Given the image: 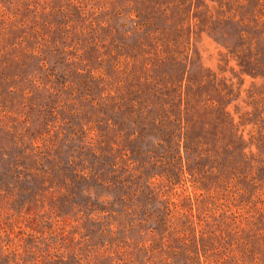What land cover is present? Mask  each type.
Instances as JSON below:
<instances>
[{"label": "rangeland", "instance_id": "rangeland-1", "mask_svg": "<svg viewBox=\"0 0 264 264\" xmlns=\"http://www.w3.org/2000/svg\"><path fill=\"white\" fill-rule=\"evenodd\" d=\"M182 95L191 137L227 158V109L251 144L248 163L264 158V0H0V172L17 152L32 190L24 204L0 190V234L30 264H168L145 259L136 241L152 233L126 218L103 214L114 233L88 236L79 215L59 216L54 203L66 191L59 167L88 150L96 125L117 122L121 136L111 130L108 142L133 147L138 102L150 116L176 114ZM259 178L231 171L199 190L190 174L177 184L156 177L153 201H166L176 224L222 234L216 264H264V248L252 247L264 244Z\"/></svg>", "mask_w": 264, "mask_h": 264}, {"label": "trees", "instance_id": "trees-1", "mask_svg": "<svg viewBox=\"0 0 264 264\" xmlns=\"http://www.w3.org/2000/svg\"><path fill=\"white\" fill-rule=\"evenodd\" d=\"M178 102L176 114L160 108L155 116H150L143 110L144 104L138 102L141 127L131 133L133 137L130 143H133V147L118 140L108 142L109 131L115 130L120 134L116 128L119 126L117 122L107 118L104 126L96 125L98 133L91 137L88 150L72 159L68 165L59 167L66 191L60 195L61 200L56 201L54 207L59 216L68 217L71 213L75 217L79 215L80 218L76 220L82 219L87 224L88 236L96 233L103 238L114 233L103 223V214L113 217L119 224L126 218L129 229L148 230L153 236L150 241L136 242L141 244L139 251L150 263L157 259L168 264H216L212 257L223 251L222 242L219 241L225 237L195 221L188 227L172 221L166 201L157 199L159 205L153 201L161 192H152L151 180L160 177L177 184L188 179L190 174L194 177L195 188L204 190L210 183L222 182L231 171H235L256 184L255 179L259 178L256 173L259 175L260 171L263 175H259V179L264 181V158L259 157L248 163L251 144L239 132L234 117L227 109H224L223 120L224 125L230 126L231 141H225V147L219 152H229L230 155L221 158L211 151V144L204 136L197 134L191 137L190 122L183 117L185 108L182 106L186 102L183 95ZM260 146L263 147L258 143L257 147ZM9 157L8 167L0 172V190L6 193L18 191L22 203H28L32 196L31 182L22 167L21 155L16 152ZM130 166H133L131 173L126 175ZM38 170L42 175L49 174L44 168ZM144 180L145 183L142 182ZM52 187V184L49 185V188ZM145 188L150 192H146ZM193 228L196 231L193 237H187L190 233L188 229ZM7 238L0 234V264H30L25 259L28 251L21 253L19 244ZM99 244L100 247L105 246L102 241ZM240 244H244L242 240ZM253 246L264 248L261 241ZM30 251L35 254L34 250ZM64 264L70 263L65 261Z\"/></svg>", "mask_w": 264, "mask_h": 264}]
</instances>
